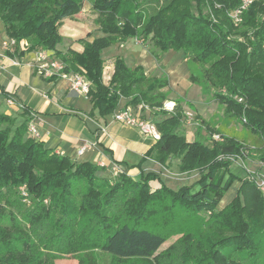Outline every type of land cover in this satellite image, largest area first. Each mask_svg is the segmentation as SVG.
Here are the masks:
<instances>
[{"label":"trees","instance_id":"16d2710c","mask_svg":"<svg viewBox=\"0 0 264 264\" xmlns=\"http://www.w3.org/2000/svg\"><path fill=\"white\" fill-rule=\"evenodd\" d=\"M216 1L223 4V12L238 4V0ZM263 2L257 0L242 16L244 25L252 28L248 35L252 38L248 42L252 43L249 44L230 39L224 26L213 25L201 16L200 0L196 6L197 16L183 13L173 19L169 14L171 0L147 19L141 32L142 14L138 11L136 0H92L95 12L106 17L105 24L100 31L102 36L93 38L91 42H79L81 52L67 50L61 53L55 49L61 40L59 28L63 20L72 18L82 9V0H0V21L5 35L17 42L16 49L18 43L29 40L31 49L40 47L55 51V57L64 65V75L81 74L89 84L86 97L92 110L102 117L119 110L122 98L129 100L128 106H147L149 112L158 107L161 109L164 102L158 92L157 78L147 77L141 66L128 67L125 60L118 57L114 60L108 84H103L102 51L117 43L115 38L127 40L139 34L149 39L161 53L182 52L197 66H207L202 70L200 80L204 89L214 90L215 98L229 111L243 116L247 127L259 134L264 142V76L251 73L256 59L264 58V19L260 18L259 12ZM40 77L48 82L57 78ZM190 80L195 78L191 76ZM174 107L172 113L153 112L164 117L155 124L161 136L144 156L164 166L170 155H183L186 165L182 169L198 170V179L191 185L172 190L163 184L158 174L141 172L137 179L122 173L118 175L120 180L109 186L106 180L98 179L96 166L76 164L68 157L44 148L40 141L23 140L26 120L12 130L13 119L0 114V125L2 121L10 123L9 127L0 129V200L9 204L6 194H16L15 190L24 186L33 208L25 214L24 220L33 225L30 226L32 231L42 234L37 229L45 225L50 233L56 231L54 236H58L66 234L64 231L68 228H77L81 233L86 231L85 235H93V239L98 240L99 250L112 258L156 260L165 244L163 236L143 228L140 223H111L114 196L118 193L127 197L124 195L129 188L140 200L141 210L146 200L161 197L168 200L172 207L178 206L196 215L220 217L226 221L231 218L235 230L233 238L226 240L221 236H212L208 239L209 249L214 253L222 247H231L229 252L236 251L240 256L243 247L247 246L246 252L252 254L254 251L248 249L257 245L255 237L257 231H262L261 223L252 222L258 228L247 224L240 208H237L238 213L234 211L237 200H233L222 213L218 210L220 199L233 182L229 177L231 163L224 158L217 159L218 153L225 156L235 154L233 157H236L239 145L228 140L216 149L207 148L198 141L186 142L184 136L175 131L181 124L182 116L176 104ZM20 109L23 114L27 112L23 106ZM261 149L264 151V143ZM261 161H264V156ZM222 169L228 171L223 181L218 176ZM154 181L161 186L152 191L150 183ZM245 184L248 188L254 187L246 182L241 183V187H246ZM140 218V215L133 217L137 222ZM25 230L17 224L13 213L6 210L5 204L0 205V264H47L34 254L30 233ZM16 257L18 261L14 260ZM208 260L211 262L207 263L215 264L213 256Z\"/></svg>","mask_w":264,"mask_h":264},{"label":"rangeland","instance_id":"374dc122","mask_svg":"<svg viewBox=\"0 0 264 264\" xmlns=\"http://www.w3.org/2000/svg\"><path fill=\"white\" fill-rule=\"evenodd\" d=\"M136 1L139 7L138 11L142 14L141 23L139 24V31L141 32L147 19L155 12L167 6L171 0ZM197 1L173 0L169 14H172V19L183 13L197 16ZM82 4V9L77 14L72 18L63 20L62 26L59 28L61 40L56 46L55 51L64 53L67 50H71L70 46L72 43H76V46L82 48V45L79 43L80 41L89 42V40L92 41L95 37L102 36L100 31L102 26H104L102 24H105L103 22L106 17L100 16L95 12L92 8V0H82ZM222 6L223 4L221 5L216 0H200L201 16L210 20L213 25L220 24L224 26L230 39L243 42L244 44L252 43V41L248 42L249 39L252 40L251 37H248L252 28L246 27L243 20L235 24L231 17L234 8H228L223 12ZM259 12L260 18L264 19V2ZM115 41L117 43L110 45L102 51L103 84H108L110 77H107V68L113 65L117 57L139 65L150 64L155 59L158 62V69L153 77L157 78L159 83L158 92L164 98L161 109L158 107L151 110V112L143 104L128 106V99H126L122 108L130 109L139 118H146L148 122L155 125L161 122L164 117L162 115L156 116L153 112L164 111L172 113L176 104L177 111L181 114L182 118L181 124L175 131L184 136L186 142L193 143L198 141L207 148L214 147L216 149H220L224 142L228 140L239 145L240 150L236 153V157H233L235 154L225 156L218 153L217 159L223 160L224 158L225 161L231 163L229 167L230 176H228L233 179L232 185L219 201L218 210L222 213L233 200H237L238 203L234 211L237 212V208H240L241 213H243V219L248 222L247 224L253 226L252 222L254 221H257L258 224L261 223L262 231H257L258 233L255 237L258 239V243L252 249H248L254 252L249 255V251L246 252L247 246L243 247V254H240V256H237L236 251L230 253L231 247H226L225 249L222 247V249L214 253L211 252L208 246V239L213 238L212 236H216L217 238L221 236L227 238L226 240L233 238L235 230L233 229L231 218L226 221V219L223 220L220 217L213 218L208 215H196L190 210L187 211V209L178 206L172 207L168 200L161 197L146 200L144 209L141 210L139 206L140 200L136 195L132 194L133 192L129 188L126 189L127 192L124 195L127 197H122L118 193L114 196L111 205V223H128L130 225L140 223L143 228L163 236L165 244L158 252L156 260L153 258L146 261L112 258L99 250L97 247L98 240H94L93 235H85L86 231L81 233L77 228H68L64 231L66 234L58 236H54L56 231L50 233V229L47 226L45 227V225L41 229H37L42 234H39L36 230L35 232L32 231L31 227L33 225H28L24 220L25 214L27 215L33 209L32 203L28 201L24 186L16 189V194L8 192L6 196L9 204H6L2 199L0 200V205L3 206L5 204L6 210L15 216L17 224L23 229L25 228V231H29L34 254L45 260L47 264H209L207 262H211V260L208 259L212 256L215 264H264V195L258 187L259 181L264 179V161H261V158L264 156V151L261 149L264 142L261 136L247 127L243 116H238L226 109L215 98L214 90L207 91L204 89L200 80L202 70L206 69L207 66H197L194 62L185 58L186 66L189 70L188 81L192 86L197 88V91L195 92V89H192L191 93H184L180 90L177 92L175 89H172L173 87H169L168 75L165 66L162 64V61L168 54L175 53V51L161 53L149 39H144L139 34L138 37L133 39L124 40L115 38ZM22 47L26 53L44 50L40 47L31 49L32 43L29 40L18 43V48L21 49ZM45 51L53 54L55 57V51ZM251 73L253 75L258 73L264 76V58L256 59ZM191 76L195 80L191 81ZM122 100L123 98L119 102H122ZM81 101L88 106L90 104L88 99H81ZM237 101L240 102L239 100ZM14 109V107L6 103V100H3V97H0V114L12 116L16 119L17 123L21 122L19 116L14 114ZM187 114L192 116V122H194V125L196 124L192 129L187 126ZM22 123L16 124L13 119V127L11 129L14 130V128L19 127ZM9 126V122L2 121L0 129ZM213 135H220L222 139L214 141L212 139ZM147 138L151 142H155L151 137ZM23 140L38 141L32 139L27 132ZM149 159V156L138 157L135 162L127 166L126 170L133 169L137 173L136 177L128 175L129 178L137 179L141 172L144 174L149 172L158 173L160 171L158 165ZM185 162L183 155L172 154L164 166L160 165L162 167V177L160 174L159 177L165 186L176 190L180 186L191 185L198 179L197 168L192 170L182 169V166L186 165ZM97 168L99 170L96 174L98 179L106 180L109 186L115 185L120 180L118 175L122 173L109 177L107 173L103 172L105 170H100L101 167ZM227 172L225 169L219 171L218 176L220 180L223 181V178L227 176ZM243 182L250 183L254 187L252 189L248 188V184H245L246 187H241V183L243 184ZM160 186L161 184L158 181L150 183L152 191L158 189ZM43 203L47 204L46 201ZM130 211L132 214L129 213ZM137 215L141 216L138 222L136 219H133ZM225 216L227 218L228 214ZM14 260L18 261L19 258L16 257Z\"/></svg>","mask_w":264,"mask_h":264},{"label":"crops","instance_id":"0c3cea01","mask_svg":"<svg viewBox=\"0 0 264 264\" xmlns=\"http://www.w3.org/2000/svg\"><path fill=\"white\" fill-rule=\"evenodd\" d=\"M6 37L0 21V97L3 100L10 97L15 101V105L11 107L15 108L13 112L19 116L21 122L17 123L12 116L8 117L20 124L24 120L28 121L29 113H32L40 124L38 141L54 154L66 156L76 164L90 163L99 168L102 164L103 168L100 170H105L103 172L109 177L114 175L111 173L113 168L136 177L137 173L133 169L126 170L127 166L138 157H144L154 143L142 136L137 129L115 122L113 114L99 116L97 111L92 110L91 103L88 106L81 101L88 99L86 95L71 90L68 77H57L50 82L41 78L32 65L33 52L26 53L20 48L13 52H4L1 42ZM70 49L75 52L82 51L76 43H72ZM153 61L147 65L125 62L130 68L141 66L147 77H153L158 69V62L155 59ZM162 64L165 66L170 88L184 93H191L194 89L197 91L188 81L189 70L182 52L169 53ZM112 72L113 65L107 68V77H111ZM125 102L126 99L119 102L118 108H122ZM20 106L25 107L27 112L22 114ZM187 124L191 129L196 125L192 121ZM82 147L85 150L78 155L77 152ZM157 165L160 171L156 174L162 177V167Z\"/></svg>","mask_w":264,"mask_h":264},{"label":"built area","instance_id":"2783aa9c","mask_svg":"<svg viewBox=\"0 0 264 264\" xmlns=\"http://www.w3.org/2000/svg\"><path fill=\"white\" fill-rule=\"evenodd\" d=\"M257 0H238L237 6L232 11V20L235 24L240 23L242 21V16L244 12L249 9L250 6H252ZM17 48V42L12 39L6 37L1 42V49L4 52H13ZM24 52V48H21ZM34 60L32 62V65L36 68V71L42 75L44 78L49 77H61L66 78L68 77L70 81V88L72 91H74L77 94L86 95L89 84L85 80V78L81 74H68L64 75V65L62 62H60L56 57L53 56V54L48 53L45 50H36L33 52ZM14 64L18 65L17 62H13ZM6 103L9 106H14L15 101L8 97L6 99ZM113 120L117 123L123 124L125 126L135 128L137 129L142 135L146 137H151L155 141L159 140L160 134L157 131L154 124L148 122V120L139 118L136 116L130 109L122 108L113 113ZM187 122H190L193 120L192 116L186 115ZM38 119L32 114L29 113V119L26 126V132L27 134L35 140L39 139V133H38ZM212 139L214 141H220L222 138L220 135H213ZM85 150V147H82L78 150L77 154L81 155L83 151ZM101 168H103V165H100ZM111 173L114 175L120 174L119 170L117 168L111 169ZM258 187L260 188L261 192L264 195V179L259 181Z\"/></svg>","mask_w":264,"mask_h":264}]
</instances>
